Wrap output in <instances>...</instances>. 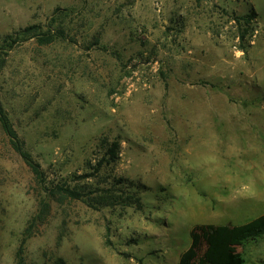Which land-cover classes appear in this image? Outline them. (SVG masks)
<instances>
[{
	"label": "rangeland",
	"instance_id": "374dc122",
	"mask_svg": "<svg viewBox=\"0 0 264 264\" xmlns=\"http://www.w3.org/2000/svg\"><path fill=\"white\" fill-rule=\"evenodd\" d=\"M0 106L45 185L0 127V264H178L264 214V0H0Z\"/></svg>",
	"mask_w": 264,
	"mask_h": 264
},
{
	"label": "trees",
	"instance_id": "16d2710c",
	"mask_svg": "<svg viewBox=\"0 0 264 264\" xmlns=\"http://www.w3.org/2000/svg\"><path fill=\"white\" fill-rule=\"evenodd\" d=\"M32 34L35 35V33ZM55 38V35L50 34L48 38L42 40L44 42H50ZM0 127L8 138L11 148L29 167L39 184L43 186L44 178L39 164L34 162L24 150L22 142L9 123L1 106ZM44 190H47L50 195L53 194L46 187H44ZM61 193L64 198L83 200L88 206L95 208V199L91 197L83 199V195L74 188L64 187L61 189ZM130 198L133 199L134 197H127L128 200ZM97 203L101 206L110 204L105 198H100ZM42 207L43 209L40 210L38 218L43 217L44 209L48 207V204L42 202ZM260 240H264V214L238 225H196L190 231V245L180 255L178 264H245L244 258L237 252V249ZM17 258V264H24L19 253Z\"/></svg>",
	"mask_w": 264,
	"mask_h": 264
}]
</instances>
